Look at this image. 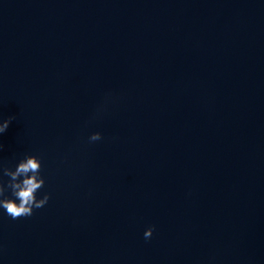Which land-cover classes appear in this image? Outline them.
I'll use <instances>...</instances> for the list:
<instances>
[{
    "label": "water",
    "instance_id": "1",
    "mask_svg": "<svg viewBox=\"0 0 264 264\" xmlns=\"http://www.w3.org/2000/svg\"><path fill=\"white\" fill-rule=\"evenodd\" d=\"M9 117L0 264H264V0H0Z\"/></svg>",
    "mask_w": 264,
    "mask_h": 264
},
{
    "label": "clouds",
    "instance_id": "2",
    "mask_svg": "<svg viewBox=\"0 0 264 264\" xmlns=\"http://www.w3.org/2000/svg\"><path fill=\"white\" fill-rule=\"evenodd\" d=\"M12 119L14 117H9L0 122V134L8 129ZM101 139L102 135L99 132H95L89 137L90 142ZM2 149L3 145L0 144V151ZM40 170L41 160L35 155L25 156L18 162L14 170L0 165V208L5 209L7 215L12 219L31 216L34 209L42 208L48 203L50 199L48 194L43 195L40 199H37L36 196L37 191L45 183ZM5 176L9 178L6 184L3 181ZM9 190L12 198L6 196V192ZM153 230L150 227L145 231L146 239L152 236Z\"/></svg>",
    "mask_w": 264,
    "mask_h": 264
}]
</instances>
